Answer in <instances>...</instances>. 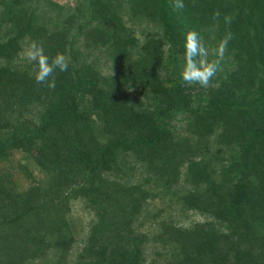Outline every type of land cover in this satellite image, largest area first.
<instances>
[{"label":"trees","instance_id":"1","mask_svg":"<svg viewBox=\"0 0 264 264\" xmlns=\"http://www.w3.org/2000/svg\"><path fill=\"white\" fill-rule=\"evenodd\" d=\"M74 1L0 0V160L18 149L44 173L23 190L0 173V264H148L156 243L163 264H264V0ZM190 29L209 48L233 35L208 88L179 77ZM25 41L70 58L54 90ZM162 192L207 219L142 230ZM79 199L94 219L71 262Z\"/></svg>","mask_w":264,"mask_h":264},{"label":"rangeland","instance_id":"2","mask_svg":"<svg viewBox=\"0 0 264 264\" xmlns=\"http://www.w3.org/2000/svg\"><path fill=\"white\" fill-rule=\"evenodd\" d=\"M58 1L70 3L71 5L75 3L74 0ZM151 30V26L143 27V25H141V27L137 29V33L141 38H144ZM29 44L28 41H25L24 47H27ZM103 68L105 71H110L109 65H106L105 62H103ZM0 173L10 177L11 182L20 190L27 188L44 174L29 154L18 149L13 150L10 157L6 160H0ZM140 177V171L136 170L135 172L133 170L130 176L132 181L138 180ZM190 187L188 182L182 180L175 188L176 192L179 194ZM70 217L76 234V241L73 244L70 257L71 262H73L81 252L92 220L94 219V213L84 200L79 199L73 202ZM162 219L174 221L183 226H190L197 221H205L207 216L198 211L186 209L181 204L176 193L171 192L167 195L162 192L160 195L149 200L143 224H140V228L151 232L152 229L157 228L158 221ZM163 254L164 251L160 243L151 244L147 251L148 264H163L162 262L165 257V254Z\"/></svg>","mask_w":264,"mask_h":264},{"label":"clouds","instance_id":"3","mask_svg":"<svg viewBox=\"0 0 264 264\" xmlns=\"http://www.w3.org/2000/svg\"><path fill=\"white\" fill-rule=\"evenodd\" d=\"M171 7L175 11L184 9L183 0H171ZM221 13L216 10L212 14L214 20H219ZM226 25H231L232 18L228 15L223 17ZM233 39L231 31H226L223 38L214 47L205 45L202 36L194 29L184 33L183 40V63L179 77L185 86L199 85L208 88L225 59L229 42ZM20 59L27 65L32 66L29 73L38 85L54 90L56 87L55 73L66 72L69 69L70 58L57 52L49 57L45 52L44 45L39 41H32L27 47L21 49ZM209 57H213L209 59Z\"/></svg>","mask_w":264,"mask_h":264}]
</instances>
